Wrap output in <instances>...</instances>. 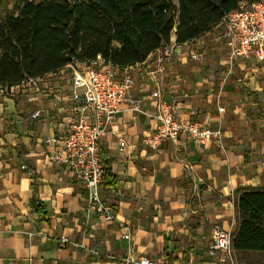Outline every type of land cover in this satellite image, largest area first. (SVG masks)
Listing matches in <instances>:
<instances>
[{
    "label": "crops",
    "instance_id": "0c3cea01",
    "mask_svg": "<svg viewBox=\"0 0 264 264\" xmlns=\"http://www.w3.org/2000/svg\"><path fill=\"white\" fill-rule=\"evenodd\" d=\"M216 28L184 43L173 34L169 60H160L161 47L130 65L132 94L145 112L124 105L102 142V157L117 176L114 187H102L115 213L111 221L88 208L84 183L51 155L57 145L48 139L58 136L70 104L54 99L70 92L67 68L39 76L36 84L0 85V264H126L129 248L136 259L165 262L169 254L175 264H234L211 251V233L216 223L235 230L237 187H264V60L237 57L233 79L205 78L197 62L213 49L223 54L229 75L228 49L215 38ZM114 67L121 77L123 68ZM157 88L182 121L220 128L221 140L202 145L182 135L158 149L145 144L157 125L151 96ZM37 109L42 113L34 117ZM62 234L70 241L61 243Z\"/></svg>",
    "mask_w": 264,
    "mask_h": 264
},
{
    "label": "trees",
    "instance_id": "16d2710c",
    "mask_svg": "<svg viewBox=\"0 0 264 264\" xmlns=\"http://www.w3.org/2000/svg\"><path fill=\"white\" fill-rule=\"evenodd\" d=\"M252 1L0 0V85L56 72L71 62L102 58L121 68L143 63L171 43L173 34L178 43L198 38ZM116 183L104 159L102 187ZM233 201L237 261L264 264V187L239 186ZM176 260L168 254L164 263Z\"/></svg>",
    "mask_w": 264,
    "mask_h": 264
},
{
    "label": "built area",
    "instance_id": "2783aa9c",
    "mask_svg": "<svg viewBox=\"0 0 264 264\" xmlns=\"http://www.w3.org/2000/svg\"><path fill=\"white\" fill-rule=\"evenodd\" d=\"M216 27L215 38L223 41L228 49V74L232 72L237 57L255 55L264 60V0L243 3L238 9L229 12ZM174 50V45L170 43L163 46L160 60H169ZM189 53L193 59L200 58V52L191 45ZM64 67L70 73L71 89L68 95L54 93V99L56 102L67 100L70 104L58 122V136L48 139V142L57 145V150L51 155L54 161L66 163L84 183L88 208L98 212L104 220L111 221L115 218L113 207L102 196L104 158L101 146L124 105L129 104L132 109L145 112L141 101L132 94L136 83L135 68L124 67L122 76L119 77L112 64L99 63L97 59L71 62ZM37 79L38 77H30L17 85H24L26 82L36 84ZM14 85L3 86L13 88ZM151 96L156 107L152 117L157 125L144 137V142L149 147L158 149L165 140L178 141L182 135H187L202 145L223 137L220 128L207 127L197 121H182L178 117L176 105L164 99L159 88ZM41 113L42 110L37 109L33 116L38 117ZM126 237L130 238V233ZM59 240L65 244L70 238L62 234ZM210 249L212 252H220L222 261L235 264L230 229L214 224ZM128 250L126 264H165L147 255L133 258L131 249Z\"/></svg>",
    "mask_w": 264,
    "mask_h": 264
},
{
    "label": "rangeland",
    "instance_id": "374dc122",
    "mask_svg": "<svg viewBox=\"0 0 264 264\" xmlns=\"http://www.w3.org/2000/svg\"><path fill=\"white\" fill-rule=\"evenodd\" d=\"M9 6H11V3H9ZM211 47L212 46H210V48ZM208 51V54L205 55V59L197 62V65L203 68L202 75L205 76V78L215 79L217 82H223L224 80L233 79L232 76L234 75H227L225 69H223V66L220 64V59L223 57V54L217 49ZM240 74L241 73L239 72L235 73L236 76Z\"/></svg>",
    "mask_w": 264,
    "mask_h": 264
}]
</instances>
